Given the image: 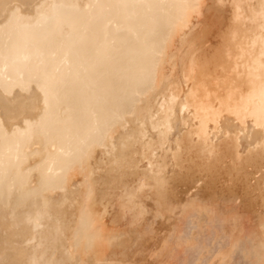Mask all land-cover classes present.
Returning <instances> with one entry per match:
<instances>
[{
    "label": "bare ground",
    "instance_id": "bare-ground-1",
    "mask_svg": "<svg viewBox=\"0 0 264 264\" xmlns=\"http://www.w3.org/2000/svg\"><path fill=\"white\" fill-rule=\"evenodd\" d=\"M140 252L264 264V0H0V264Z\"/></svg>",
    "mask_w": 264,
    "mask_h": 264
},
{
    "label": "rangeland",
    "instance_id": "rangeland-1",
    "mask_svg": "<svg viewBox=\"0 0 264 264\" xmlns=\"http://www.w3.org/2000/svg\"><path fill=\"white\" fill-rule=\"evenodd\" d=\"M165 231H166V230L164 229L162 233H164ZM159 246H160V245H159ZM159 246H158V248H159V250H160V247H159ZM150 247H151V246H150ZM150 247H149L148 249L146 248V250H144V251H146V253L148 254L149 259H150V258H153V259H154L153 254H154V253H157V249H156L155 252H154V250L152 249L153 246H152V248H150ZM150 249H151V251L153 250V253H151ZM147 250H148V251H147ZM141 253H144V252H140L139 254L137 253V255L134 254V255H135V258H133V260L131 259V260L133 261V263H134V261H135V264H136V262H139V264H149V263H150V260L147 259V258H148L147 254L145 253L146 255L142 254V255H144V256H141ZM149 253H150V255H149ZM151 254H152V256H151ZM138 255H139V256H138ZM136 256L139 257V258H137ZM140 256H141L142 258H140ZM146 256H147V258H146L147 261H146V260H145V261H146L147 263L144 262L143 260H142V261L139 260V259H145L144 257H146ZM155 257H156V256H155ZM135 259H136V260H135ZM138 260H139V261H138ZM140 261H141V262H140ZM148 261H149V262H148ZM151 261L154 262V260H152V259H151ZM129 262H130L129 264H131V261H129ZM143 262H144V263H143ZM133 263H132V264H133ZM127 264H128V263H127ZM137 264H138V263H137ZM150 264H152V263H150ZM154 264H155V262H154Z\"/></svg>",
    "mask_w": 264,
    "mask_h": 264
}]
</instances>
